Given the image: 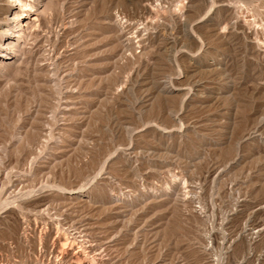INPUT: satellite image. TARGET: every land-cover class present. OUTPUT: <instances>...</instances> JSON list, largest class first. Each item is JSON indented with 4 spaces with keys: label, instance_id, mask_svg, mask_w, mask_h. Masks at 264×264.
<instances>
[{
    "label": "rangeland",
    "instance_id": "rangeland-1",
    "mask_svg": "<svg viewBox=\"0 0 264 264\" xmlns=\"http://www.w3.org/2000/svg\"><path fill=\"white\" fill-rule=\"evenodd\" d=\"M56 5L0 75V264H264V0Z\"/></svg>",
    "mask_w": 264,
    "mask_h": 264
},
{
    "label": "bare ground",
    "instance_id": "bare-ground-1",
    "mask_svg": "<svg viewBox=\"0 0 264 264\" xmlns=\"http://www.w3.org/2000/svg\"><path fill=\"white\" fill-rule=\"evenodd\" d=\"M59 0H0V75L5 73L8 69L16 66L19 61L22 63L24 61V54L28 51V44L35 43L36 40L41 38L40 32L45 28V20L44 17L49 13H51V9L54 5L57 4ZM57 6V5H56ZM56 8V7H55ZM47 18V17H46ZM45 18V19H46ZM48 20V18H47ZM49 22V21H48ZM47 22V23H48ZM264 25V24H263ZM47 26V25H46ZM51 28V27H50ZM260 31V30H259ZM40 44V43H39ZM34 45V44H33ZM56 47V46H55ZM54 47V48H55ZM34 50V49H33ZM48 50V49H47ZM46 52V51H45ZM52 52V50H51ZM55 52V51H54ZM49 53V52H48ZM57 53V52H56ZM38 54V53H37ZM51 55V54H50ZM54 55V54H53ZM57 55V54H56ZM57 57V56H56ZM52 58V56H51ZM54 59V57L52 58ZM54 61V60H51ZM50 63V62H49ZM54 63V62H53ZM52 63V64H53ZM40 64V63H39ZM47 64V63H46ZM44 65V64H43ZM17 67V66H16ZM42 67V66H41ZM47 67V66H46ZM44 67L45 72L51 71L52 75L54 73V69H48ZM53 67V66H52ZM43 68V67H42ZM43 70V71H44ZM44 72V74H46ZM57 73V72H56ZM56 73L53 75L55 76ZM48 74V73H47ZM63 74V73H62ZM49 75V74H48ZM47 79H52L53 76H50ZM61 76V75H60ZM45 77V76H44ZM53 77V78H52ZM57 79V77H56ZM58 80V79H57ZM53 90L55 94H59L60 88L57 86V82L52 83ZM63 84V83H62ZM59 85V84H58ZM67 85V84H66ZM71 85V84H70ZM73 86V84H72ZM70 87V86H69ZM69 87L67 91L69 90ZM73 88V87H72ZM70 91V90H69ZM74 92V88H73ZM68 94V93H67ZM67 96V95H66ZM60 97V96H59ZM70 98V97H69ZM62 100V99H61ZM65 100V99H64ZM67 101V100H65ZM64 101V102H65ZM69 102V101H68ZM59 103V102H58ZM56 104V103H55ZM56 107V106H55ZM54 107V109H55ZM64 107V106H63ZM73 107V106H72ZM68 108V107H67ZM56 110V109H55ZM61 113H66V110H59ZM71 112V111H70ZM68 115V114H67ZM66 116V115H64ZM63 116V117H64ZM64 128V127H63ZM61 131V130H60ZM59 131V132H60ZM63 131V130H62ZM58 132V131H57ZM61 133V132H60ZM62 134V133H61ZM60 135V134H59ZM78 191L70 190L68 194H77ZM41 210V209H40ZM46 210V209H45ZM52 217V216H51ZM58 227V226H56ZM85 227V226H84ZM76 228V227H75ZM87 228V227H86ZM89 228V227H88ZM58 229V228H57ZM66 231V230H65ZM63 230H59L56 232L54 236V243L59 248L57 251L59 253H69L70 258L73 260H79L83 253L93 251L94 242L87 245H80V249L74 250V234L68 239L66 237V233ZM79 231V230H78ZM81 231V230H80ZM79 231V232H80ZM256 231V230H255ZM74 232V231H73ZM84 231H82L83 233ZM81 233V234H82ZM85 233V232H84ZM92 233V232H91ZM86 235V234H85ZM90 235V233H89ZM109 235V234H108ZM68 236V235H67ZM98 236V235H97ZM82 237V236H81ZM84 237V235H83ZM92 237V236H91ZM52 239V238H51ZM83 239V238H82ZM86 239V238H85ZM101 239V238H100ZM103 239V238H102ZM101 239V240H102ZM107 239V238H106ZM89 240V239H88ZM91 240V239H90ZM96 240V239H95ZM100 240V241H101ZM52 241V243H53ZM76 241V240H75ZM87 241V240H86ZM92 241V240H91ZM96 242V241H95ZM107 242V240H106ZM53 243V244H54ZM79 243V242H78ZM100 243V242H99ZM98 243V244H99ZM103 243V242H102ZM101 243V244H102ZM97 244V243H95ZM107 245V244H106ZM104 245V246H106ZM78 246V247H80ZM100 246V245H99ZM56 248V247H55ZM76 248V247H75ZM57 249V248H56ZM56 251V252H57ZM99 252V251H97ZM96 252V253H97ZM95 253V252H94ZM93 253V254H94ZM89 254V253H87ZM60 255V254H59ZM92 255V254H91ZM85 256V255H84ZM69 257V255H68ZM101 257V256H100ZM69 258V259H70ZM86 258V257H82ZM96 258V257H95ZM58 259V258H57ZM62 258H60L61 260ZM91 259V258H90ZM93 259V258H92ZM81 260V259H80ZM76 262H81V261ZM70 261V260H68ZM85 261V260H84ZM90 261V260H88ZM75 262V261H73ZM75 262V263H76ZM92 262V260H91ZM8 263V262H7ZM69 263V262H68ZM71 263V261H70ZM84 263V262H83ZM89 263V262H88ZM102 263V262H101ZM81 264V263H80Z\"/></svg>",
    "mask_w": 264,
    "mask_h": 264
}]
</instances>
